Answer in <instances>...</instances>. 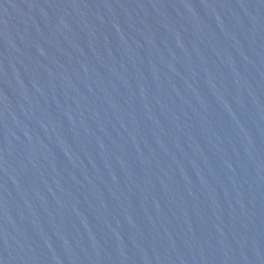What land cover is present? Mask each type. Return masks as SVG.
I'll return each mask as SVG.
<instances>
[{
	"label": "water",
	"instance_id": "1",
	"mask_svg": "<svg viewBox=\"0 0 264 264\" xmlns=\"http://www.w3.org/2000/svg\"><path fill=\"white\" fill-rule=\"evenodd\" d=\"M0 264H264V0H0Z\"/></svg>",
	"mask_w": 264,
	"mask_h": 264
}]
</instances>
